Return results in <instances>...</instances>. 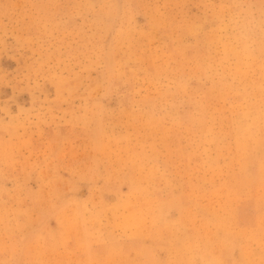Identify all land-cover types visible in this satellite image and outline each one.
I'll use <instances>...</instances> for the list:
<instances>
[{
    "label": "rangeland",
    "instance_id": "1",
    "mask_svg": "<svg viewBox=\"0 0 264 264\" xmlns=\"http://www.w3.org/2000/svg\"><path fill=\"white\" fill-rule=\"evenodd\" d=\"M263 180L264 0H0V264H264Z\"/></svg>",
    "mask_w": 264,
    "mask_h": 264
},
{
    "label": "bare ground",
    "instance_id": "2",
    "mask_svg": "<svg viewBox=\"0 0 264 264\" xmlns=\"http://www.w3.org/2000/svg\"><path fill=\"white\" fill-rule=\"evenodd\" d=\"M216 6V5H215ZM234 27V26H233ZM237 29V28H236ZM174 45V44H173ZM128 47V46H127ZM260 48V47H259ZM262 48V47H261ZM249 52V51H248ZM244 53V52H243ZM218 56V55H217ZM203 58V57H202ZM212 59V58H211ZM200 63V62H199ZM260 66V65H259ZM135 70V69H134ZM236 72V71H235ZM161 73V72H160ZM263 76V75H262ZM172 79V78H171ZM161 81V80H160ZM159 81V82H160ZM235 84V83H234ZM219 85V84H218ZM237 86V85H236ZM231 89V88H230ZM161 104V103H160ZM157 109V108H156ZM163 114V113H162ZM221 118V117H220ZM261 122V121H260ZM178 123V122H177ZM260 124V123H259ZM234 128V127H233ZM259 129V128H258ZM109 134V133H108ZM248 134V133H247ZM106 135V134H105ZM263 140V138H262ZM144 144V143H143ZM253 146V145H252ZM263 147V146H262ZM151 148V147H150ZM198 148V147H197ZM258 160V159H257ZM263 163V162H262ZM140 169V168H139ZM208 173V172H207ZM241 173V172H240ZM156 179V178H155ZM230 179V178H229ZM264 181V180H263ZM254 182V181H253ZM219 185V184H218ZM217 189V188H216ZM71 190V189H70ZM250 192V191H249ZM167 193V192H166ZM36 195V194H35ZM228 196V195H227ZM230 198V197H229ZM263 198V197H262ZM228 204V203H227ZM180 206V205H179ZM231 207V206H230ZM178 208V207H177ZM263 212V211H262ZM227 215V214H226ZM159 217V216H158ZM163 223V222H162ZM15 226V225H14ZM261 228V227H260ZM207 229V228H206ZM209 229V228H208ZM212 229V228H211ZM178 230V229H177ZM210 230V229H209ZM205 232V231H204ZM214 232V231H213ZM163 236V235H162ZM176 237V236H175ZM249 238V237H248ZM207 243V242H206ZM175 245V244H174ZM172 247V246H171ZM263 247V246H262ZM245 253V252H244ZM202 256V255H201ZM255 258V257H254ZM252 262V261H251Z\"/></svg>",
    "mask_w": 264,
    "mask_h": 264
}]
</instances>
